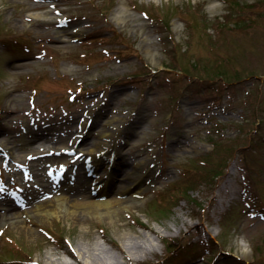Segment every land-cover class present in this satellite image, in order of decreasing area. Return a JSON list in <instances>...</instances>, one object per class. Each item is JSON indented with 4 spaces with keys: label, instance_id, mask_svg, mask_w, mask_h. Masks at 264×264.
Masks as SVG:
<instances>
[{
    "label": "rangeland",
    "instance_id": "obj_1",
    "mask_svg": "<svg viewBox=\"0 0 264 264\" xmlns=\"http://www.w3.org/2000/svg\"><path fill=\"white\" fill-rule=\"evenodd\" d=\"M35 1L0 0V200L30 207L36 158L49 175L81 170L78 151L49 141L11 154L7 146L23 130H51L82 152L92 133L108 129L97 138L110 143L103 157L113 150L117 161L133 159L149 181L114 224L24 214L30 233L0 221V264H89L71 256L80 244L103 245L118 264H264V0H61V10L51 0L49 11L25 8ZM210 1L220 6L210 10ZM122 6L131 15L118 21ZM36 13L54 22H38ZM72 28L79 35L55 38ZM104 171L98 165L91 177ZM140 234L156 245L129 247Z\"/></svg>",
    "mask_w": 264,
    "mask_h": 264
},
{
    "label": "bare ground",
    "instance_id": "obj_2",
    "mask_svg": "<svg viewBox=\"0 0 264 264\" xmlns=\"http://www.w3.org/2000/svg\"><path fill=\"white\" fill-rule=\"evenodd\" d=\"M134 1V0H128ZM51 0H36L35 2H29L25 8L30 10L46 9L50 5ZM54 10H61V0H56L52 3ZM106 6H111L110 3ZM220 4L216 1H210L208 8L210 10H216ZM129 6H122L116 10L114 17L118 21H124L130 16ZM36 21L38 22H54L50 20L49 14L36 13ZM135 25L146 26V22L141 18L136 17L134 19ZM80 31L76 29H59L55 38L57 40L65 41L72 37L79 35ZM142 41H149V37L146 35L142 36ZM147 53L152 54V51L147 50ZM86 130L85 135L81 136V140H87L84 136H89ZM108 129H101L99 132L92 133L91 144L81 152L82 148L72 149L71 146H67L63 143L64 138L56 134L51 130L42 129L41 131H32V134H27L25 130L22 131L20 136L16 140H11V144L7 146L8 151L13 154L17 149L25 151L27 147H33L36 143L49 141L52 144H58L61 151L64 152L71 148L76 152L78 158L77 162L81 168L79 171H68L69 177L79 178L83 177V180L79 182V186L72 187L68 182L56 183L55 186L48 183L51 177L44 175L43 171L44 163L42 158L34 159L31 166L34 168L33 177L34 181H38L40 185L31 186V193L28 195L26 200L29 202L30 207L22 210L12 201V199H1L0 200V221L10 220L15 226H23L28 232H34V229L28 226L23 218V215L34 216L40 220H47L51 216L64 217L66 219L74 217L84 223L88 218H96L102 221H107L111 224L116 223L120 218L122 211L132 210L135 204L138 202L136 195L142 191L143 186L149 181L141 171H139L135 165L133 159H131V165L128 170H119L115 167V163H129L128 159L119 157L117 161L116 152L112 150L111 156L103 157V154L110 144L108 142L101 144L99 139L100 136L108 135ZM70 144H75L73 139L68 140ZM111 146V145H110ZM28 152H24L25 156ZM73 159V157L71 158ZM153 161V159H151ZM129 163V164H130ZM101 166L106 169L105 174L100 179H93L90 175L95 171V167ZM46 167V166H45ZM65 172V170H63ZM108 171V172H107ZM72 176V177H71ZM53 178V177H52ZM81 178V177H80ZM97 181L100 183L98 184ZM60 183V184H59ZM222 187H225L224 184ZM50 188H53L52 190ZM50 193L48 197H45V192ZM147 228V225H143ZM148 229H152L148 227ZM123 238H128L127 234H121ZM140 239H134L130 237L128 239V246L137 250L147 252L154 247L156 244L154 238L147 234L138 235ZM170 237V236H167ZM124 243V242H123ZM125 244V243H124ZM79 261H86L89 264H118L116 256L110 253L103 245H82L78 246L77 252L71 254ZM51 261L50 264H54Z\"/></svg>",
    "mask_w": 264,
    "mask_h": 264
},
{
    "label": "clouds",
    "instance_id": "obj_3",
    "mask_svg": "<svg viewBox=\"0 0 264 264\" xmlns=\"http://www.w3.org/2000/svg\"><path fill=\"white\" fill-rule=\"evenodd\" d=\"M245 251H250V247L248 249H245Z\"/></svg>",
    "mask_w": 264,
    "mask_h": 264
}]
</instances>
